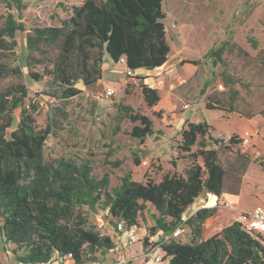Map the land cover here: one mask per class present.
I'll list each match as a JSON object with an SVG mask.
<instances>
[{"label": "trees", "instance_id": "obj_1", "mask_svg": "<svg viewBox=\"0 0 264 264\" xmlns=\"http://www.w3.org/2000/svg\"><path fill=\"white\" fill-rule=\"evenodd\" d=\"M164 1L82 0L71 6L59 26H34L26 31L10 14L0 27V236L13 246L19 264H51L64 258L73 264H92L97 253L110 252L113 240L86 227L84 207L105 210L113 222H122L128 230L136 228L146 207L151 208L154 226L149 236L157 232L169 235L185 225L190 233L187 243L171 239L161 245L162 261L164 258L168 264H264V235L247 230L240 221L202 238L203 224L216 214V206L200 208L183 218L203 194L212 195V204L223 194L239 195L250 158L237 149L243 141L237 136L225 141L213 136L212 126L205 121L187 123L178 147L187 160L182 173H164L158 182L146 177L144 183L125 174L114 188L110 176L97 178L87 161L44 160L52 123L37 128L36 107L25 103L24 72L9 62L16 57V33L26 32V76L33 82L49 77L64 87L62 98L68 100L81 93L75 82L87 87L101 79L104 56L115 64L124 58L130 72L165 65L170 49L163 24ZM8 2L17 10L23 7L22 0ZM247 43L258 50L255 40L247 39ZM224 56H234L243 71L254 67L264 74V48L252 56L236 43L222 42L208 57L214 66L224 67L220 76L227 90L219 97L208 96L205 108L245 119L264 118V110L251 109L252 104L240 98L236 88L242 85L240 74L228 70ZM139 89L144 104L156 107L160 101L157 90L144 83ZM121 109L136 124L130 130L131 138L143 144L148 137L162 135L148 116L130 106ZM147 245L145 238L144 247Z\"/></svg>", "mask_w": 264, "mask_h": 264}, {"label": "rangeland", "instance_id": "obj_2", "mask_svg": "<svg viewBox=\"0 0 264 264\" xmlns=\"http://www.w3.org/2000/svg\"><path fill=\"white\" fill-rule=\"evenodd\" d=\"M82 0H22V8L17 10L8 0H0V27L5 18L13 15L26 31L34 26H59L60 21L70 14L72 5ZM264 0H165L162 10L163 24L166 28V43L170 54L163 67L151 72L150 88L157 90L160 100L175 99L176 104L170 111L148 108L140 94L139 86L145 72H131L126 75L124 66L112 63L102 73V80L85 87L81 81L75 82L80 95L64 100V87L43 77L33 82L26 76L25 36L26 32L16 33V57L9 62L18 65L24 72L23 83L28 89L25 103H33L35 124L43 129L52 123V134L45 142L43 155L46 162L59 157L70 158L78 162L87 161L93 167V174L100 178L110 176L112 188L120 185L125 174H130L135 182L144 183L146 177L159 181L165 172H173L171 161L179 165L182 173L186 164V155L179 151L181 131L187 123L205 121L214 123L212 135L225 141L234 135L242 139L237 147L240 153L250 158V163L242 177L241 188L236 202L219 198L218 209L230 212L221 222L227 225L241 221L240 215L248 214L254 207L264 206V118L257 115L245 119L222 111H209L205 108L208 96L219 97L226 90L221 81L224 67L214 66L208 57L211 49H216L224 41L236 43L250 55L255 56L264 48ZM247 39L255 40L258 50L251 49ZM228 70L240 74L242 85L240 98L252 104L251 109L264 110V74L254 67L242 70L234 56L223 57ZM192 62H198L195 65ZM138 86V88H137ZM247 87V88H246ZM106 88L113 90L112 96H106ZM188 104L189 108H183ZM122 106H130L133 111L148 116L153 121L155 131L162 135L148 137L141 144L130 137V123L123 115ZM244 110L245 106H240ZM250 109V108H248ZM157 110V109H156ZM164 117V118H163ZM247 140V143H244ZM165 169V170H164ZM210 197L203 194L199 201L187 209L186 219L198 209L210 206ZM230 204L226 208L225 203ZM217 208V207H216ZM85 213L86 227L101 236L116 239L115 222L105 210L82 209ZM153 210L146 207L138 221L135 231L137 242L127 249L129 260L126 264H143L137 257L140 246L149 236L154 226ZM189 229L183 225L180 234L173 240L181 243L189 241ZM203 238V237H202ZM13 246L5 244L0 236V264H19L12 253ZM92 264H110L111 252L96 255ZM51 264H73L69 258ZM163 264H168L163 258Z\"/></svg>", "mask_w": 264, "mask_h": 264}, {"label": "built area", "instance_id": "obj_3", "mask_svg": "<svg viewBox=\"0 0 264 264\" xmlns=\"http://www.w3.org/2000/svg\"><path fill=\"white\" fill-rule=\"evenodd\" d=\"M119 63L125 64L124 58H121ZM126 75L130 76L131 72L126 70ZM113 93V90L110 88L104 91L106 96H112ZM183 108L188 109L189 105L184 104ZM244 143H247V140H244ZM224 206L230 208L231 205L226 202ZM240 218V222L247 230L255 234L264 235V206L258 205L248 214L240 215ZM134 229L128 230L122 222H115L116 239L113 241L114 246L110 251L112 254L110 264H126L128 262L129 258L126 255L127 249L137 242ZM179 234L180 228H177L169 235L157 232L155 235L147 236L148 245L145 247L144 244L140 246V254L137 257L143 264H163L161 245L168 243L173 237Z\"/></svg>", "mask_w": 264, "mask_h": 264}, {"label": "crops", "instance_id": "obj_4", "mask_svg": "<svg viewBox=\"0 0 264 264\" xmlns=\"http://www.w3.org/2000/svg\"><path fill=\"white\" fill-rule=\"evenodd\" d=\"M261 11H264V3H262V6H261ZM263 25H264V20H263ZM112 61L109 59L108 56H104V63L102 64V73H103V70L108 67L110 69V67L112 66ZM115 64V63H113ZM121 65V66H124V64H121V63H117L116 65ZM126 69V67H125ZM134 72H145V74L142 76L146 79L143 80V83L144 84H147L149 87H151V85L149 84V80H151V72L150 71H145V70H138V71H134ZM103 77H101L100 80H102ZM99 80V81H100ZM98 82V81H97ZM89 87V86H87ZM138 88V86H137ZM107 89V88H106ZM105 89V90H106ZM176 104V101L175 99H168L166 101H162L160 100L159 103L157 104L156 107H154L153 109H155V111L159 112V111H170L174 105ZM157 109V110H156ZM164 118V117H163ZM210 126H212L213 129H215V125L214 123H211L209 124ZM154 137V136H153ZM155 138V137H154ZM172 162L175 163V166L172 165ZM171 165H172V168L174 169V171H176L177 173H179V165L176 164L175 161H171ZM165 170V169H164ZM173 171V172H174ZM168 172V170H167ZM165 172V173H167ZM164 174V173H163ZM162 174V175H163ZM161 175V176H162ZM161 179V178H160ZM160 181V180H159ZM158 182V181H156ZM207 196L211 197L212 195H209V194H206ZM215 197V196H213ZM221 198H224L225 201H228V202H236V199H237V196H232V195H228V194H223ZM200 199V198H199ZM199 199H197V201H199ZM216 199V198H215ZM217 201H218V198L215 200L214 204L210 203V206L208 207H203L201 206V208H211V207H214L216 206L217 209H218V205H217ZM203 201H199V204H202ZM230 212H227L226 210H223L221 212L217 211L216 214L210 218H208L205 223L203 224V239H207L208 237L218 233L224 226L221 225V222L222 220L224 219V216H227ZM228 225V224H227Z\"/></svg>", "mask_w": 264, "mask_h": 264}, {"label": "water", "instance_id": "obj_5", "mask_svg": "<svg viewBox=\"0 0 264 264\" xmlns=\"http://www.w3.org/2000/svg\"><path fill=\"white\" fill-rule=\"evenodd\" d=\"M217 199V197H215Z\"/></svg>", "mask_w": 264, "mask_h": 264}]
</instances>
